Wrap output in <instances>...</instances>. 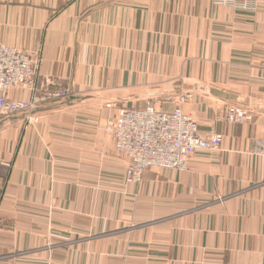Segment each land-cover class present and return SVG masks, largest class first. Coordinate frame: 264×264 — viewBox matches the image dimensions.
<instances>
[{
	"label": "crops",
	"instance_id": "1",
	"mask_svg": "<svg viewBox=\"0 0 264 264\" xmlns=\"http://www.w3.org/2000/svg\"><path fill=\"white\" fill-rule=\"evenodd\" d=\"M0 45L71 93L0 121V264H264V0H0ZM149 104L220 149L127 181L107 126Z\"/></svg>",
	"mask_w": 264,
	"mask_h": 264
},
{
	"label": "built area",
	"instance_id": "2",
	"mask_svg": "<svg viewBox=\"0 0 264 264\" xmlns=\"http://www.w3.org/2000/svg\"><path fill=\"white\" fill-rule=\"evenodd\" d=\"M259 71L264 76V59L259 63ZM38 79L37 59L0 45V121L41 104L71 97L65 89H40ZM11 91L28 93L29 99H11ZM185 99L180 94L174 100L180 104ZM225 112L229 124L249 119L246 111L233 106L226 107ZM107 131L114 151L128 161L125 177L129 182H139L149 169L183 171L196 152L217 151L222 143L220 134L200 135L195 120L180 109L159 112L150 104L142 110L119 108Z\"/></svg>",
	"mask_w": 264,
	"mask_h": 264
},
{
	"label": "rangeland",
	"instance_id": "3",
	"mask_svg": "<svg viewBox=\"0 0 264 264\" xmlns=\"http://www.w3.org/2000/svg\"><path fill=\"white\" fill-rule=\"evenodd\" d=\"M176 103V102H175ZM176 105H179V103H176ZM228 106H233V107H236V108H239V107H237L236 105H233V104H227L226 105V107H228ZM176 109H179V108H176ZM239 109H241V108H239ZM225 110H226V108H225ZM244 111H246V110H244ZM224 113H226L225 111H224ZM246 113H247V115L249 116V119L248 120H245V121H241V122H237V123H249V122H251V120H252V117H251V114H250V112H248V111H246ZM189 116V115H188ZM193 118V117H192ZM225 119V118H224ZM228 123V122H227ZM237 123H232V124H237ZM222 144V143H221ZM199 152H204V151H199ZM126 170V169H125ZM126 178V177H125Z\"/></svg>",
	"mask_w": 264,
	"mask_h": 264
}]
</instances>
